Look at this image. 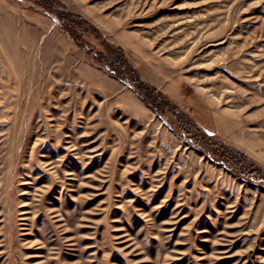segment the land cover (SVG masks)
Wrapping results in <instances>:
<instances>
[{
  "label": "rangeland",
  "instance_id": "374dc122",
  "mask_svg": "<svg viewBox=\"0 0 264 264\" xmlns=\"http://www.w3.org/2000/svg\"><path fill=\"white\" fill-rule=\"evenodd\" d=\"M0 264H264V0H0Z\"/></svg>",
  "mask_w": 264,
  "mask_h": 264
},
{
  "label": "trees",
  "instance_id": "16d2710c",
  "mask_svg": "<svg viewBox=\"0 0 264 264\" xmlns=\"http://www.w3.org/2000/svg\"><path fill=\"white\" fill-rule=\"evenodd\" d=\"M37 7H38V9L39 8L43 9V5H38ZM77 18H78V20H75L73 18H67L64 16L62 18V23H63L64 29L70 34V36L72 38H74V45L77 47H81V46H83V44L85 42L86 36L84 35L83 31H80L78 29V25L80 23H88L89 24L90 22H89V20L84 18L82 15L77 14ZM85 31H87V29ZM95 31L97 32L96 29H95ZM101 45H102V48H98L97 50L95 48H94L95 50L93 49L92 53H94V55H95L94 59L97 60L98 62H102V63H105L107 65H110V67H109L110 73L112 75L120 78L121 80H125L126 77L124 76V72L121 71L122 66H120V70H118V68L116 66H114V64L109 63L108 58L103 56L104 51H105L104 42ZM106 47H107V45H106ZM136 82L138 84V87L141 90L140 94L142 95V97L146 101V103L150 107H152L155 112L162 115L163 114V110H162L163 106H169L171 104V100L166 95H164L155 86H152L151 84H149L147 82H143L141 80H137ZM162 117H163V115H162ZM220 153H222V152H220ZM221 155H225V154L222 153ZM229 157L232 158L233 156L230 155ZM230 161H232V160H230ZM240 167L242 168L241 172L246 173L247 166L245 164H241Z\"/></svg>",
  "mask_w": 264,
  "mask_h": 264
},
{
  "label": "bare ground",
  "instance_id": "6f19581e",
  "mask_svg": "<svg viewBox=\"0 0 264 264\" xmlns=\"http://www.w3.org/2000/svg\"><path fill=\"white\" fill-rule=\"evenodd\" d=\"M61 87V86H60ZM20 89H21V87H20ZM27 89V88H26ZM25 91V90H24ZM11 93V92H10ZM14 94H16V93H14ZM12 95V94H11ZM23 96H24V94H23ZM19 97H21V96H19ZM33 97V96H32ZM28 98V97H27ZM26 98V99H27ZM45 98V97H44ZM46 99H48V98H46ZM18 100H19V98H18ZM22 100V99H21ZM59 100V99H58ZM33 100H31V102H32ZM14 102H15V99H14ZM55 102V101H54ZM22 103V102H21ZM20 103V104H21ZM32 103H34V102H32ZM47 103V102H46ZM53 103V102H52ZM22 104H24V103H22ZM47 105H49V104H47ZM68 105V104H67ZM13 106H15V104L13 105ZM23 106V105H22ZM16 107V106H15ZM49 107H51V106H49ZM70 107V106H69ZM13 108V107H12ZM25 109V108H24ZM51 109V108H50ZM21 110V109H20ZM47 111H48V109H47ZM218 111V110H217ZM217 111H215V112H217ZM19 112V111H18ZM49 112V111H48ZM18 114V113H17ZM14 116V115H13ZM15 117V116H14ZM15 119V118H14ZM17 120V119H16ZM58 121V120H57ZM12 122V121H11ZM17 124V123H16ZM38 130V129H37ZM36 132V131H35ZM49 133V132H48Z\"/></svg>",
  "mask_w": 264,
  "mask_h": 264
}]
</instances>
